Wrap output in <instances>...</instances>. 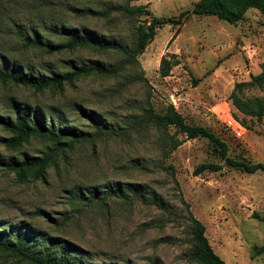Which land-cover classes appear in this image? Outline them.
I'll return each instance as SVG.
<instances>
[{
	"label": "rangeland",
	"instance_id": "1",
	"mask_svg": "<svg viewBox=\"0 0 264 264\" xmlns=\"http://www.w3.org/2000/svg\"><path fill=\"white\" fill-rule=\"evenodd\" d=\"M194 1L130 4L174 18ZM122 3L0 0V67L47 75L92 60L119 63L121 52L92 47L48 52L23 45L19 34L62 44L65 31L78 29L128 48L130 21L119 11H105ZM171 33L169 24L162 25L137 63H123L113 74L80 75L60 89L0 82V115L13 116L12 108L22 107L54 127L76 129L82 138L53 147L29 137L9 148L1 139L10 133L0 125L1 237L20 232L30 248L70 249L74 264H199L190 257V211L224 264H264V221L252 215H264V174L226 166L203 137L184 139L164 157L161 133L146 119L149 111L159 113L171 104L186 123L204 126L224 141L228 156L264 163V120L238 113L229 95L235 83L264 75V19L252 8L234 24L191 14L169 40ZM168 53L179 63L161 77L159 59ZM240 95L264 99V81L243 86ZM23 154L49 155L39 178L19 180L5 168ZM201 162L222 166L193 175ZM0 264L34 263L0 250Z\"/></svg>",
	"mask_w": 264,
	"mask_h": 264
},
{
	"label": "trees",
	"instance_id": "2",
	"mask_svg": "<svg viewBox=\"0 0 264 264\" xmlns=\"http://www.w3.org/2000/svg\"><path fill=\"white\" fill-rule=\"evenodd\" d=\"M131 1L133 0H122V5L106 6L105 9L106 12L112 10L119 11L133 26V40L128 48L122 47L119 44L117 45L112 41H107L103 36H99L93 32H80L78 29L65 31L63 34L66 39L62 44H54L43 41L38 37L19 34L23 45L42 48L48 52L73 49L75 47H92L102 51L114 50L121 52L123 58L119 63L112 65L92 60L88 64L75 66L72 70L64 73H50L47 75L23 73L2 66L0 67V82H10L12 84L30 87L34 90L44 88L60 89L64 83H70L73 78L80 75H88L90 73L113 74L123 63L136 64V56L143 51L146 44L151 41L156 30L162 25L169 24L172 27L169 40L175 38L179 32L180 25L191 14L197 16L212 15L217 19L234 24L242 18V15L247 9L252 8L264 19V0H195L192 2L190 8L180 11L174 18L154 16L145 5L130 4ZM178 63L179 60L174 53L162 55L157 68L159 76H167L171 67ZM263 81L264 75L260 72L252 75L248 81L234 84L229 95L231 103L238 113L243 116L252 117L255 120H264V99L242 98L240 95L243 86H259ZM12 110L13 116L0 115V125L10 133V136L1 139V142L9 148L19 146L29 137H38L41 140L48 141L53 147H57L62 143L71 144L82 139L80 132L76 129H60L54 127L52 123L47 124L43 120L38 119L35 112L29 111V109L13 107ZM232 117L239 124L246 125L243 119L237 117L235 112L232 113ZM146 119L161 133L160 154L164 157L184 139L203 137L213 144L218 157L226 166L247 174L255 171H260L264 174L263 162H248L243 159L228 156V148L224 141L204 126L186 123L182 115L171 104H167L159 113L149 111ZM169 127L173 128V133L168 132ZM174 133L182 135L183 139L175 138L173 136ZM49 158L48 154H44L43 156H28L23 154L20 159L9 160L4 166L7 170L13 171L19 180H23L27 175H31L33 178H39L44 168L48 165ZM221 166L219 163L201 162L192 169V174L197 175L204 171L215 172L220 170ZM252 215L264 221V215L258 216L256 213H252ZM186 218L191 227V259L199 264H224L223 260L210 247L204 235L203 224L190 211H187ZM29 244H31L30 241L20 232L15 233L12 239L0 236L1 251L26 257L34 264H74L70 258L71 252L73 251L70 249H56L55 246L50 245L45 250L40 251L35 247L30 248Z\"/></svg>",
	"mask_w": 264,
	"mask_h": 264
}]
</instances>
